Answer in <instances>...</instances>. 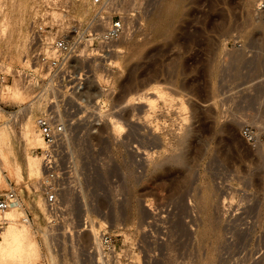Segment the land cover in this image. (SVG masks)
Segmentation results:
<instances>
[{
    "label": "rangeland",
    "instance_id": "obj_1",
    "mask_svg": "<svg viewBox=\"0 0 264 264\" xmlns=\"http://www.w3.org/2000/svg\"><path fill=\"white\" fill-rule=\"evenodd\" d=\"M256 1L129 2L130 31L119 40L122 66L107 64L112 72H97L109 80L87 84L89 96L105 101L109 113L100 127H77L71 148L63 150L62 209L56 218L48 211L43 217L25 199L35 210L39 264H264V11ZM62 2L0 0V25L8 29L1 36L21 25L25 38L15 62L0 37V61L13 66L7 72L27 68L30 31L41 18L62 14ZM86 3L76 4L70 17L84 18ZM20 78L12 76L5 85ZM5 85L0 105L14 110L20 103L1 98ZM26 87L30 97L36 95ZM159 88L164 97L148 94L157 105L147 115L145 103L129 101L132 94ZM111 113L124 131L111 130ZM245 125L253 141L242 136ZM17 150L25 166L20 141ZM41 176L20 184L35 192ZM204 195H210L206 207ZM207 217L220 236L212 259L213 241L203 243L194 233ZM92 225L103 238L101 249ZM106 233L113 242L105 244Z\"/></svg>",
    "mask_w": 264,
    "mask_h": 264
},
{
    "label": "built area",
    "instance_id": "obj_2",
    "mask_svg": "<svg viewBox=\"0 0 264 264\" xmlns=\"http://www.w3.org/2000/svg\"><path fill=\"white\" fill-rule=\"evenodd\" d=\"M78 2L80 0H63V13L41 18L29 34L30 49L26 59L37 70L25 68L32 75L25 82L34 86L43 101L36 123L45 142L44 147L39 148L45 175L37 192L44 198L51 218L62 209L59 185L65 176L63 150L71 148L68 140L73 139L72 133L77 127L85 124L100 127L94 110L99 104L92 94L88 97L85 93L89 72L82 68L81 62L105 57L130 28L125 18L128 12L123 10L125 0H90L84 18H71L70 12ZM257 8L264 11V0L258 2ZM12 76L0 70V88ZM88 116L93 118L87 120ZM241 134L248 141L254 140L249 125L242 127ZM25 199V193L14 187L0 191V234L10 221L5 215L9 209L21 212L17 217L19 222H31V208ZM85 221L82 230L86 227ZM72 228L76 229L73 225ZM111 240L113 242L111 234L106 233L105 244Z\"/></svg>",
    "mask_w": 264,
    "mask_h": 264
},
{
    "label": "bare ground",
    "instance_id": "obj_3",
    "mask_svg": "<svg viewBox=\"0 0 264 264\" xmlns=\"http://www.w3.org/2000/svg\"><path fill=\"white\" fill-rule=\"evenodd\" d=\"M85 1L86 0H80V2H78L77 4H80L81 5L80 7H82V5L84 6L85 5L84 3H86ZM130 1L131 0H125V6L123 7V10L125 9L124 10L125 12L128 9L127 7L129 5ZM258 1H261V0H258ZM258 1H256V2H258ZM250 2H251L250 4H252V0H250ZM86 4H88V6H89L90 0H88V3H86ZM253 4H257V3H253ZM259 14H260V12H259ZM6 23L8 24V22H6ZM9 25H11V24H9ZM20 26L21 25H18V26L15 25L13 30L11 29V32L9 34L7 33L8 35L4 38L1 35L2 34L4 35V32L6 30L8 31V29H6L7 28L6 24L0 25V27H1L0 32L2 33V34H0V37H1V39H3L7 43V47L12 52V54H13L12 58L15 62H17L19 60V58L21 57L20 53H21V50L24 46V39H25V38H23V35L20 32L21 31ZM5 35H6V33H5ZM126 40H125V42H126ZM122 44H124V43L122 42ZM113 45H114V49L112 52L106 53L107 57L105 54L104 55L105 57L98 58V59L102 60L101 62H98L96 60L97 57H95L93 59H89L90 61H88V62H86L87 60L82 61L83 66L86 67L87 71L91 72L90 77L88 79V82H89V80H91L92 82H95V84L96 83L99 84V82L101 83V80H105V79L109 80V78L108 79L106 78L105 73L104 74L102 72L99 73L100 71L97 72L98 69L107 70V72L109 73V72L113 71V70L110 71V69H111L110 66H112V68L114 66H119V67L122 66L121 60H119V58L122 56L121 54L123 52V49H122V47L119 46V41H117ZM84 62H86V63H84ZM28 63H29L28 60L25 59V63H23V66H26L27 68H30V67L32 68L34 66V65L30 66ZM107 64L110 66L106 67ZM12 67L13 66H11L10 64L6 65V64H4L3 61H0V69L1 70L7 71L9 69H12ZM17 70H18V68L11 70L9 72L11 74H13V76L19 75L21 78L15 79V82L13 85L8 86L7 84L6 85L4 84L5 85L4 90L2 89V91H1L2 92L1 98H3V95L5 94L6 97H9L14 102L20 103V105L18 106V108L14 109V110H8L5 107H3L2 105H0V190L1 189H8L10 187L18 188V190H21L23 193H25L26 200L28 198V202L29 203H30V201L32 202L31 204H33V205H30V206L31 207L33 206L41 215H43V217H45L47 214L46 211H48V214H50V213H49V210L47 208H45L46 206L43 203L44 202L43 199L41 200V197H42V196H40L41 194L39 195L40 196L39 197V196H37L39 194L37 192V190L35 192H31V189H29L30 187H27L28 185L26 186L27 182H26V184L23 183V185L20 184V182L23 181V178L25 179V177L29 178L28 180L35 179L37 181V179H39V177L42 174V176L40 178V182H41L42 177L45 175V171H44V168H43L42 163H41V156L39 154L35 153V150L37 148L45 145L43 137L41 136L40 131H39L38 126H37V123H36L37 116L34 115V109L35 110L38 109V106L40 107V105L42 104L43 101L41 100V97H39V95H37L36 93H35L36 95L33 94L34 96L31 95L32 97H30V93H29L30 91L29 90H31V89H28V87H26V86H29V88L32 87L34 89V92H35L34 86L28 85L25 82L26 80H28L32 76L29 74L30 72L29 73L26 72L25 68H22L20 71H17ZM111 82H112V80H111ZM24 85H26V86H24ZM112 85H114V83L110 84L109 86H112ZM88 90H89V86H88L87 90L85 91L86 95H88V97H89V94H88L89 91ZM146 90L144 89L142 92L137 93L135 95L132 94V96H130V98H129V101H131V103L132 102L137 103V104L140 103L141 105H142V102L145 103L146 104L145 105V107H146L145 112L147 115L148 111L155 108L157 105V103H156L157 98L156 97L154 98V97L149 96V95H152V93H154L160 99V98L164 97V92L162 90H160V88L155 89L154 91H149V92H147ZM149 93H151V94H149ZM102 94L103 93H101V95ZM95 95L101 96L100 93H96ZM166 98H168V97H166ZM168 100H170V99H168ZM94 101L95 102L98 101V104H99V105L95 106L94 110H95L96 115H97V118L95 117V119L100 121V126H101V123L104 122V116H106V113H109V112H107V110H105V105H104L105 101H103L102 99H96ZM181 105H182V109L186 110V105L183 102L181 103ZM147 106H148V108H147ZM40 110H41V108H40ZM90 115H92V114H90ZM88 117H90V116H88ZM109 118H110V123H111V127H112L111 130L114 133L117 134V132H120L121 130H123L125 128L123 122L119 118L115 117V115L113 113H111ZM19 141L22 143V145L24 147V155L26 157V162L24 163L25 166H22V164L19 160V157H18V150L17 149H18ZM69 143H70V140L67 142L68 146H69ZM35 180H33V181H35ZM33 181H30V182L32 183ZM13 182L15 183L14 186L12 185ZM19 187H21V188L19 189ZM36 187H37V184H36ZM61 191H62V189L60 190V194H61ZM30 192H31V194H30ZM63 192H64L63 194H66L65 190H63ZM207 194H209V193H207ZM210 195L209 196L204 195V198L201 201L203 206H205L207 204L208 198L210 197ZM37 197H39V198H37ZM35 198H37V199H35ZM61 205H62V202H61ZM33 211H35V210L31 208V213ZM20 214H21V212L14 209V208L9 209L5 212V215L10 219V221L4 227L3 231L0 234V264H39L42 253H41L40 248H39V241L35 238V236H34L35 233H33L34 232L33 225H32L33 217L31 219L30 223H23V222H19L17 220V217H19ZM54 218H56V217H54ZM216 225L214 223V219L207 217L205 224L200 228V230L198 229L194 232L195 237L203 243L206 242L208 239H211V241H213V246H212L213 251H210V253H209L210 259L213 258L214 249H216L215 248L216 247L215 242L217 241L216 239H218V237H219L218 242L220 240V236H218L217 228L215 227ZM91 229L93 231L92 233L95 235V237H94L95 244L97 245V247L99 249H101L100 247L102 246V244H101L100 240L102 241L103 238H101L98 235L99 229L96 228V225H92ZM103 242H104V240H103ZM216 244H218V243L216 242ZM51 256H52V260L54 261L55 255L52 254Z\"/></svg>",
    "mask_w": 264,
    "mask_h": 264
}]
</instances>
